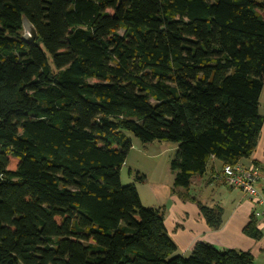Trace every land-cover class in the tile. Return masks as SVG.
I'll return each mask as SVG.
<instances>
[{
	"label": "trees",
	"instance_id": "1",
	"mask_svg": "<svg viewBox=\"0 0 264 264\" xmlns=\"http://www.w3.org/2000/svg\"><path fill=\"white\" fill-rule=\"evenodd\" d=\"M263 78L264 0H0V264H254L174 255L165 208L119 175L127 134L177 143L172 194L218 229L222 208L179 190L251 156ZM242 233L262 237L252 215Z\"/></svg>",
	"mask_w": 264,
	"mask_h": 264
},
{
	"label": "crops",
	"instance_id": "2",
	"mask_svg": "<svg viewBox=\"0 0 264 264\" xmlns=\"http://www.w3.org/2000/svg\"><path fill=\"white\" fill-rule=\"evenodd\" d=\"M262 116L263 124L256 148L250 157L242 158L238 165L242 168L249 166L258 168L260 176L257 188L261 193H264V115ZM222 166L221 161L210 158L205 172L200 175H192L189 186V189L192 187L198 192V195L195 196L206 194L210 198V206L219 205L222 208L221 226L216 230L211 229L198 212H187L186 208L182 206L185 202L170 192L171 199L168 204L167 215L164 217L165 229L176 245V252L181 254L190 253L197 242H206L217 249H235L249 252L253 257L254 264H264V219H256V227L262 232V237L259 240L251 239L242 233V228L251 218L252 203L240 190L225 184L220 177ZM153 168L157 167L153 166ZM171 176L173 179V173ZM158 190L150 188L151 194L147 195L146 198L153 202H159L160 199V203L156 204L164 206V200L160 198Z\"/></svg>",
	"mask_w": 264,
	"mask_h": 264
},
{
	"label": "rangeland",
	"instance_id": "3",
	"mask_svg": "<svg viewBox=\"0 0 264 264\" xmlns=\"http://www.w3.org/2000/svg\"><path fill=\"white\" fill-rule=\"evenodd\" d=\"M259 112L261 113V115H264V80L261 97L259 98ZM127 135L131 139L132 146L126 156L125 162L122 164L120 169V183L122 185L134 184L142 206L162 208L166 207L165 215H167L166 212L168 211L167 208L171 199L170 192L172 194L171 190L174 188L173 179L171 176L172 172L170 170L169 164L170 161L174 158L177 149V143L171 141H154L142 144L131 134ZM153 166H156L157 168H153ZM137 174L145 176L144 182L141 183L136 180ZM150 188L154 190L159 189L158 192L160 198L164 200L163 205L165 207L156 204L160 203V199L159 202H153L146 198L147 195L151 194ZM179 191L186 192L189 197L195 198L204 206L212 207L210 206V198L208 195L204 194V196H195L198 195V192L195 188L191 187L187 191ZM182 202H185L182 206L186 208L185 210L187 212L195 211L199 213L196 202L194 203L188 199L182 200ZM187 253L188 254H181L180 252H176L174 255L181 254L184 257H187L188 255H190L191 251L190 253Z\"/></svg>",
	"mask_w": 264,
	"mask_h": 264
},
{
	"label": "built area",
	"instance_id": "4",
	"mask_svg": "<svg viewBox=\"0 0 264 264\" xmlns=\"http://www.w3.org/2000/svg\"><path fill=\"white\" fill-rule=\"evenodd\" d=\"M260 172L256 166L240 167L224 164L220 177L231 188L240 190L252 203V217L264 219V195L258 190L257 184Z\"/></svg>",
	"mask_w": 264,
	"mask_h": 264
},
{
	"label": "water",
	"instance_id": "5",
	"mask_svg": "<svg viewBox=\"0 0 264 264\" xmlns=\"http://www.w3.org/2000/svg\"><path fill=\"white\" fill-rule=\"evenodd\" d=\"M21 24H22L21 40L27 44L33 43V41L36 38V31L34 27L25 17L22 18Z\"/></svg>",
	"mask_w": 264,
	"mask_h": 264
}]
</instances>
